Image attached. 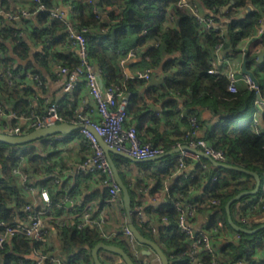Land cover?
<instances>
[{"label": "trees", "instance_id": "trees-1", "mask_svg": "<svg viewBox=\"0 0 264 264\" xmlns=\"http://www.w3.org/2000/svg\"><path fill=\"white\" fill-rule=\"evenodd\" d=\"M178 1L94 0V3L92 0H66L65 5L74 7V16L71 20L77 29L89 28L86 36L89 38L90 58L94 64L101 68L105 85L124 84L127 92L130 93V99L133 98L138 93L135 86L137 84L145 85L146 81L124 79L122 71L117 65V51L136 45L144 47L138 56L142 58L139 70L151 68L155 72L162 68L164 75L163 83L150 87L149 90L159 88L164 95L177 97L188 95L187 104L192 106L206 104L212 110L221 112V117L225 118V122L221 126L207 131L202 138L215 150L222 151L227 158V163L255 171L263 181L264 137L257 134L258 126L253 122L245 124L246 121L240 119L242 112L246 111L241 92L231 93L227 90L229 81L225 75L208 73L212 65V51L215 46L226 39V51L232 49L238 55L241 52L238 49L241 40L251 37L255 27L262 19L263 13L253 10L245 18L238 19L236 9L233 7L225 9L230 0H192L203 13L206 12L205 14L213 17L216 23L220 21L221 15H225L228 21V35L222 37L218 31H211L204 36L191 11L187 8H179ZM234 1L235 7L238 8H244L250 2L264 8V0ZM44 2L46 9L33 14L36 15L34 16L35 20L32 17L19 24L0 18V52L6 65L15 72H22L24 71L22 66L16 68L17 61L27 60L34 55V59L32 58L34 61L29 63L26 69L40 73L43 78L41 69H52L54 62L69 66L79 64L78 54L75 51H67L68 54L61 52V47L64 48L67 44L68 21L52 19L50 14L56 4L53 3V0H44ZM94 5H97L101 10H106L111 6L113 10H107V18L104 19L94 13ZM2 7L4 6L0 8ZM31 10L34 11V8L32 7ZM32 21L34 22L32 28H29V23ZM145 30L147 34L144 36L142 33ZM21 31H23V35L19 36L18 33ZM28 39L31 42L34 41L36 45L42 44L43 50L41 52L32 51ZM154 42H158V46H155ZM177 53L180 54L179 61L170 59L163 62L164 55ZM260 71L264 72V67ZM24 80L22 78L21 81ZM20 82L9 87L5 81H0V96L4 95L7 100L13 101L16 105L14 110L18 113L27 111L31 102L30 96L33 93V91L27 92L25 89H20L19 86L22 83ZM259 89L261 95L264 96L262 82L259 84ZM176 102V98L167 101L166 118L181 116ZM3 103L6 106L4 101ZM133 110L135 108L132 109L130 100L128 111ZM188 111L183 110L182 116L184 117H179L180 121L186 123L185 130L190 128V116L197 117L200 129L197 111ZM152 120L157 122L159 117L153 115ZM183 134L184 132L172 140L158 136L161 142H156L157 140L154 142L163 145L166 151H169L174 148L177 140ZM40 142V147L44 148L43 152L48 153L47 156L40 152L36 145L38 142H33L26 148L0 142V219L12 221L16 215L25 217L21 210L25 204V198H23V192L16 175L12 172V167L19 163L21 155H25L27 158L25 166L29 172L38 177V185L48 187L54 210L57 214H61L60 209L63 210L64 207V205L62 206L63 200L61 199V202L57 204L60 191L52 188V178H50L53 167L51 168L49 161L53 155L52 148L56 144L49 139ZM202 160L209 163V160L205 158ZM114 162L130 189L135 226L143 235L161 245L169 257L170 264H191L189 261L190 241L178 226L180 213L178 206L187 203L200 204L209 198H219L221 200L219 206L209 209L199 205L197 210H206L211 213L210 227L207 229L216 226L218 220H222L224 226L232 228L227 218V202L238 193L252 190L255 187L252 176L215 166L204 168L197 164L191 169L194 173L193 177L186 178L176 175L177 155L172 154L161 160L138 163L142 171L148 170L150 173H146L144 179L136 181L135 187L132 188L121 171V163L132 164L133 162L119 155H114ZM159 162H163V166L158 167ZM187 162L190 166L192 165L191 158H188ZM174 175L175 178L167 186L166 178H171ZM148 187L150 193L164 192L165 194L163 203L159 206H149L145 210L147 215L157 216L161 226L156 232H152L147 227V220H142L137 211V206L140 205L136 200L134 188L142 191ZM166 187H168L167 190ZM195 188L201 189V196L197 199H193L191 192ZM256 196L258 202L250 208L251 214L263 213L261 210L264 206L263 187ZM249 197L246 196L234 202L231 212L240 202ZM244 217L247 216L244 215ZM236 222L246 228L259 226V224L249 226V222L244 223L239 220ZM58 229L61 244L60 253L65 258L63 259L66 264H94L92 249L99 242L104 241L96 228L88 226L82 230L75 227ZM108 243L122 247L136 264H140L139 259L132 253L128 243L124 240L116 238ZM214 247V255H203V264H264V253L262 256L256 255L259 251L264 252V228L255 233L238 232L236 240L221 245L219 251L215 244ZM33 248L34 245L29 240L21 236L15 237L5 250H0V264H35V259L28 258ZM105 252L110 254H102ZM99 255L104 264H115L113 256L117 254L101 250ZM121 264L126 263L122 260Z\"/></svg>", "mask_w": 264, "mask_h": 264}, {"label": "built area", "instance_id": "built-area-1", "mask_svg": "<svg viewBox=\"0 0 264 264\" xmlns=\"http://www.w3.org/2000/svg\"><path fill=\"white\" fill-rule=\"evenodd\" d=\"M92 2H94V0H92ZM177 6L179 8H187L191 11L198 23L202 35L204 34L205 36L211 31H218L222 37L226 35L216 24L214 18L203 13L192 0H179ZM32 7L34 11L31 9L5 10L0 8V18L20 24L21 21L30 19L33 14L46 9L44 0H33ZM107 10H113V7L109 6L106 10H101L97 5L93 6V11L98 17L104 18L107 15ZM115 11L118 12L117 10ZM50 15L52 19H66L68 21L67 44L65 47L72 49L78 54L79 64L75 66L65 65L60 62L56 64V75L58 78H62L65 81L64 92L67 95L73 93L80 83H82L81 81H83L92 98L95 100V106H92L88 101L84 100L83 109L81 110L70 106L64 108L60 107L58 103L50 98H44L41 101L40 107L30 102L27 111L18 113L17 111L9 112L0 98V132L14 136H22L35 129L50 127L65 122L72 125H81L82 127L78 129V132L82 137L86 154L81 165H79V170H89L100 175L102 182L108 188L109 207L122 213L126 222L117 230L107 229L108 214L105 211H99L95 215L91 211V204L85 205L81 211H75V213L70 216L64 217L57 214L54 210V204L48 187L40 186L34 182L33 173H30L25 166L27 158L25 155H21L19 163L12 167V172L16 175L23 194L36 192L39 194L41 202L40 204L31 202V200L25 202L21 208L25 215L24 218L16 215L13 217L12 221L0 219V250H5L15 237L21 236L34 245L31 253L38 257L35 259V264H66L62 257L57 256L50 249L52 230L56 227H75L82 230L90 226L97 229L101 238L104 240L103 242H112L116 238L124 240L128 243L132 253L139 259L140 264H146L140 261V242L129 227L122 189L116 179L106 152L99 142L98 136L102 137L110 147L125 152L139 160L164 155L167 151L163 145L155 143L151 139H142L138 127L127 123L130 93L127 92L124 84L105 85L101 68L94 64L90 58L89 38L86 36L89 28L84 27L79 30L71 20V17L74 16V7L72 5H65L64 7L55 5ZM142 34L145 36L147 31L145 30ZM18 35L22 36L23 31L19 32ZM263 36L264 18L262 17L250 39L254 40ZM225 43L226 39L217 44L214 51L218 55V62L225 64L226 69L222 74L225 75L229 81L227 90L231 93H238L240 81L245 80L257 95H261L259 85L255 84L251 75L239 73L234 68V60L223 54L224 51H226ZM158 44V42H154L155 46H158ZM143 48L136 45L117 51V65L122 71L124 79H143L146 82L150 81L154 74V70L151 68L137 70L134 73H130L127 70L129 61L137 58ZM208 73H219L216 61H212ZM22 78L33 81L40 88L45 89L47 87L46 79L38 72H34L30 69L22 72L13 71L11 67L6 65L0 52V81H5L9 87H13L15 84H18ZM101 81H103V84H101ZM175 97L178 98L177 96ZM256 102L264 106V97L258 99ZM176 107L182 113V105L179 101L176 102ZM10 119L13 120V123L9 121ZM189 120L190 128L184 131V134L177 140L174 148L188 145L205 152L220 162H227V158L222 151L215 150L204 138L198 135L199 124L197 117L190 116ZM253 123L257 126L258 119L254 118ZM256 132L258 135L264 137L263 130L257 127ZM46 139L51 140L52 143L64 142L67 139V134L59 133L47 137ZM40 141H38L37 144L39 145V150L47 156L48 153L45 151L43 152L44 148L40 147ZM176 155V175H182L186 178L194 176L187 162L188 158L195 161L197 160L198 164L207 168V163L205 164L202 162L203 157L192 151L181 150ZM53 181L56 184L61 183L58 176H55ZM262 187L264 188V178ZM167 188L168 187H166V190ZM160 193L161 192H156L154 198H157ZM66 203L67 202L63 200L62 206L64 205L65 207ZM220 204L221 200L219 198H209L208 200L202 201L200 204L187 203L186 205L178 206L180 211L178 226L181 232L184 233L190 241L191 249L189 252V261L191 264H203L202 258L204 254H215L212 234H219L220 230L224 227L223 221L218 220L216 226L210 229L197 231L193 224L198 214L197 206H206L212 209ZM261 210L264 215V206ZM137 211L141 219L146 221L143 207L137 206ZM241 221L248 223V218L242 217ZM147 227L151 229L152 232L157 231L152 222L147 221ZM234 233L237 236L238 232L235 231Z\"/></svg>", "mask_w": 264, "mask_h": 264}, {"label": "crops", "instance_id": "crops-1", "mask_svg": "<svg viewBox=\"0 0 264 264\" xmlns=\"http://www.w3.org/2000/svg\"><path fill=\"white\" fill-rule=\"evenodd\" d=\"M231 1V0H230ZM53 3L59 6L64 7L66 0H53ZM235 2L232 3V6L234 9H236L238 12L236 13V17L238 19L245 18V16L253 11L257 10L261 13H263L264 18V8L260 7L253 3H248V5L244 8H238L235 7ZM33 5V0H0V7L4 6L2 8H7L9 10H15V9H31ZM227 6V5H226ZM225 9H227L225 7ZM205 12V10H204ZM206 13V12H205ZM36 15H33L34 17ZM31 17V18H32ZM36 17L33 19L35 20ZM107 18V15L104 17V19ZM72 19V17H71ZM220 21L216 24L228 35V28H227V19L225 15H221ZM32 23H29V28H32ZM256 30V27L255 29ZM30 43V48L34 52H41L43 50L42 44H35V42H31L28 39ZM238 49L241 51L238 55H236L232 49L231 51H224V55L231 57L234 60L235 66L234 68L241 74H243V67L246 61L247 69L251 70L255 76L257 77L259 84L262 82V85L264 87V72L260 71L264 67V36L260 38H256L254 40H251L250 37L244 38L241 40L240 45ZM61 52H72V49L69 48H62ZM68 51V52H67ZM179 55L180 54H166L164 55V61L168 60H175L179 61ZM34 55L31 56L29 59L24 61H17L16 68H19V66H22L24 71H26V67L29 63L34 61ZM140 61H142L141 56L134 58L129 61L127 65V70L130 73H134L135 71L139 70L140 68ZM212 61L217 62V70L220 74H222L223 71H225L226 67L224 63L218 62V55L215 53V51H212ZM58 62H54L52 69H41L44 78L47 81V87L40 88L38 87L33 81L29 79H25L24 81H21L19 88L25 89L27 92L33 91L31 94V102L35 104L37 107L41 106V101L44 98H50L51 100L55 101L60 105V107L67 108L68 106L72 108H78L83 109V101H88L92 106H95V100L92 98L88 88L86 87L85 83L81 81L78 88L71 94L67 95L64 92V83L65 81L62 78H58L56 75V64ZM155 73V72H154ZM158 77H164L162 73L158 74ZM148 83L146 82L145 85L137 84L135 86L137 90V94L131 98V107L132 109L135 108V110L129 112L127 123L133 124L138 127L140 137L144 140L151 139L156 142H161L160 139H158V136H161V138H169L174 139L177 135H180L184 132L186 123L183 121H180L179 117L182 116L183 110L185 112L195 110L198 113L199 119H200V129L198 131V135L200 137H204L206 132L209 130L214 129L215 127L221 126L225 122V118L221 117V112L214 111L211 108H209L206 104L196 105L192 106L190 104H187V97L188 95L178 97L176 98L173 95H164L161 91V89L157 88L154 90H149L150 87H148ZM239 91L241 92V96L244 99V104L246 105V111L242 112L241 114V120L246 121L247 119H250L249 122H253L254 118L258 119V128L264 130V106H261L257 104V100L259 99V94L251 89L248 85V83L245 80H241L239 83ZM261 94V93H260ZM1 95V94H0ZM1 97L2 101L5 102L6 107L9 112L16 111L15 103L13 101L7 100L6 96L2 95ZM264 97L263 95H261ZM172 98H176L177 101L182 105V113L181 116H172L170 118H166L165 112L168 110L166 107L167 101L171 100ZM185 106V107H184ZM136 108H138L136 110ZM221 109V108H220ZM188 111V112H189ZM155 115L159 117V120L157 122H154L152 120V116ZM13 123V120H9ZM247 122V121H246ZM56 145L52 148L53 155L50 162L51 168L53 173L50 175V178H52L51 184L52 188L56 189V191H60L57 199H59V204L62 200H65L67 203L65 204V207L61 210V216H70L75 213V211H81L85 205L91 204V211L95 215L99 211H105L107 216V229L110 230H117L123 226V224L126 222L125 217L122 213L117 211L114 208L109 207L108 205V188L107 186L102 182V179L100 175L93 171H81L79 170V165H81L84 156L86 154V149L83 144V140L81 135L79 134L78 130L74 131L73 133L67 134V139L64 142H56ZM37 145V144H36ZM39 146V145H37ZM113 154V160H114ZM121 156V155H119ZM133 164H125L121 163V171H123L128 179L129 185L135 187V183L138 180L144 179L146 176V173H150L147 171H142L141 168L138 166V163L140 162H134ZM202 162H204L202 160ZM206 164V162H204ZM159 166H163V162L158 163ZM198 161L192 160V165L190 166V169H193L194 165H197ZM207 168H212L213 165L210 161L206 164ZM216 167V166H215ZM222 175H225V173H222ZM58 176L60 178L61 183L56 184L54 183V177ZM173 178H175V175L171 178L167 177L165 182L168 186ZM33 180L37 184L38 177H35L33 175ZM252 180L254 178L252 177ZM151 181H153L151 179ZM153 183V182H151ZM135 190V196L136 200L139 201L140 206L143 207L144 212L147 207L149 206H159L161 203L164 202V192H161L158 194L157 198H154L155 193H150L149 187L145 188L144 190H138V188H134ZM193 199H197L201 196V189H193L192 191ZM23 198H25V202H28L31 200V202H34L36 204H40L41 199L38 193H24ZM258 202V197L256 195L250 196L249 198L245 199L244 201L240 202L238 206L233 210L232 218L236 222V220L241 221V218L247 216L249 226L252 224H259L262 225L264 223V215L262 212H256L254 214H251L250 208L252 205H255ZM249 204V206H248ZM104 209V210H103ZM228 218V215H227ZM145 220L148 222H152L155 227L158 230V228L161 226L158 218L156 215H147L145 212ZM211 221V213L206 210H199L196 218L194 219V228L199 230H206L209 228V223ZM237 223V222H236ZM258 226V227H259ZM61 227H56L52 230L51 234V250L53 253H55L57 256H61L60 248L61 244L58 237V232ZM254 227H251L250 229H253ZM256 228V227H255ZM233 228L226 227V225L220 230L219 234H212V241L215 244L217 251L220 250V246L223 244H226L227 242L236 240L237 236L234 233ZM139 249L141 252L140 261L145 262L146 264H162L161 259L158 257V255L152 250V248L148 245L141 244L139 245ZM151 251V252H150ZM92 253V252H91ZM263 251L257 252V256H262ZM102 254L109 255L110 253L105 252ZM64 258V257H62ZM115 264H121L122 260L119 256L115 255L113 256ZM65 259V258H64Z\"/></svg>", "mask_w": 264, "mask_h": 264}, {"label": "water", "instance_id": "water-1", "mask_svg": "<svg viewBox=\"0 0 264 264\" xmlns=\"http://www.w3.org/2000/svg\"><path fill=\"white\" fill-rule=\"evenodd\" d=\"M234 2H235L234 0H231L227 4L226 8L229 9L232 6V3H234ZM243 72L251 75L255 84L259 85V81H258L257 77L255 76V74L251 70L247 69L246 61H245L244 67H243ZM160 73H162V68L157 69L155 71V73L152 75V77L148 83V87L159 86L163 83L164 77H161V78L158 77V74H160ZM101 84H103V81H101ZM259 99H262L261 95H259ZM81 127H82L81 125H72V124L65 122V123H60V124L50 126V127L35 129V130H33V131H31L25 135H22V136H14V135H9L7 133L0 132V142L10 144V145L20 146V145H24V144H28V143L38 142L40 140L46 139L47 137H50L52 135L59 134V133L70 134V133H73L74 131L78 130ZM98 139H99L101 146L104 148V150L106 152V155H107V157H108V159L112 165V168L114 170L116 179H117V181L120 184V187L122 189L123 200H124L125 209L127 212L129 227L131 228V230L135 234L137 240L141 244L148 245L152 248V250L161 259L162 264H170V260H169L168 255L165 253V251L161 247V245L158 244L156 241L152 240L151 238L143 235L134 224V221H133L134 210L132 207V197H131L130 189L126 185L125 181L123 180V178L120 174V170L118 169V167L116 166V164L113 160V157H112L113 154L121 155L123 157H126V158L134 161V162H140L141 163V162L161 160V159L165 158L166 156H169L172 154H177L181 150H188V151H192L196 154H199L203 158L209 160L216 167L224 168V169H230V170H236V171L242 172L244 174L250 175L254 178L255 187L252 190H245V191L238 193L237 195L232 197L227 202L226 212L228 215V222H229L230 226L236 232L255 233V232L264 228V223L262 225H260L259 227H256L253 229L243 227L233 220L232 213H231V206L234 202H236V201H238V200H240L246 196L257 195L259 193V191L261 190L262 178L257 172L252 171V170L247 169V168H244V167H240V166L235 165V164H230L227 162H220V161L214 159L212 156L206 154L205 152H203L199 149H196V148H192L188 145H183L182 147L172 148L171 150L167 151L164 155H159V156H154V157H151L148 159L139 160V159H136V158L132 157L131 155L125 153V152L118 151V150L110 147L104 141V139L102 137L98 136ZM101 250L109 251L111 253L119 255L126 264H136L133 261V259L130 257V255L122 247L114 245V244H109V243H106L103 241L99 242L92 249V257H93L94 264H104L102 262V260L100 259V255H99V252ZM28 258L37 259L38 257L34 256L31 253L28 255Z\"/></svg>", "mask_w": 264, "mask_h": 264}, {"label": "rangeland", "instance_id": "rangeland-1", "mask_svg": "<svg viewBox=\"0 0 264 264\" xmlns=\"http://www.w3.org/2000/svg\"><path fill=\"white\" fill-rule=\"evenodd\" d=\"M246 121H247V122H245V124L249 123L250 119H247ZM28 146H31V143L24 144V145H20V147H22V148H26V147H28ZM45 152H46V151H45ZM125 158H126V157H125ZM127 159H128V158H127ZM129 160H130V159H129ZM131 161H132V160H131ZM125 164H129V163H125ZM132 164H133V163H132ZM132 164H130V165H132ZM158 167H159V164H158ZM122 173L124 174L125 179L128 180L126 174H125L123 171H122ZM150 264H152V263L150 262Z\"/></svg>", "mask_w": 264, "mask_h": 264}]
</instances>
